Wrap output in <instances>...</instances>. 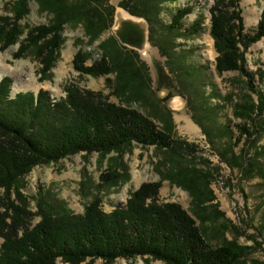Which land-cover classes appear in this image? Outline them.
<instances>
[{
	"label": "trees",
	"instance_id": "16d2710c",
	"mask_svg": "<svg viewBox=\"0 0 264 264\" xmlns=\"http://www.w3.org/2000/svg\"><path fill=\"white\" fill-rule=\"evenodd\" d=\"M166 1L122 0L119 7L149 23L150 42L158 47L169 71L176 75L171 77L162 63L155 62L159 87L173 89L176 80L182 82V69L191 78V85H202L197 76L201 67L194 65L191 70V66H186V53L178 52L177 41H191L200 36L205 30V18L200 13L186 27L184 21L194 12V6L179 8L172 15L171 24L165 27L168 34L157 40L155 28L158 24L164 25L160 16ZM202 1L208 0H197ZM240 1L215 0L209 10L217 74L238 72L246 79L249 89L234 106L233 116L242 122L238 125L239 135L235 136L229 124L211 135L205 125L206 119L212 121L223 108L219 104L208 107L207 98L217 97L218 93L203 95L202 103L194 107L196 111L200 108L202 114L197 111L192 119L214 147L216 139L227 138V146L217 150L221 159L232 168L241 169L247 178H253L256 165L245 167L246 150L243 148L237 155L235 148L248 139L257 144L259 140L252 138L258 132L256 118L263 119L260 133H264V92L257 86V81H264V68L250 71L247 59L251 47L264 39V9L255 29L246 32ZM32 2L52 19L26 33L21 22L29 15ZM6 11L9 14L0 15V49L6 51L18 45L14 58L36 59L43 82L53 77L52 70L65 42L66 27L83 26L93 43L113 27L116 8L108 5L107 0H13ZM101 49L102 57L90 65L92 55L79 50L73 59L74 70L80 76L94 78L115 75V80L107 78V83L113 96L124 105L111 102L102 92L83 90L76 84L67 86L66 97L56 102L45 90L38 94L21 92L12 98L13 79L5 77L0 82V264H94L97 260L116 264L120 259L131 262L138 258L147 264L151 261L247 264L246 258L253 248L240 245L238 238L224 239L217 245L209 242L207 223L213 222L214 216L224 217V214L214 203L213 173L197 168L192 159L187 160L188 156L196 154L198 146L175 139L170 110L156 112L155 116L162 123L159 127L151 117L130 106L139 102L150 106L146 93L148 80L139 54L121 46L115 37L103 42ZM235 96L230 94L229 101L234 102ZM136 146L169 151L171 155L160 162L167 170L159 171L160 181L143 183L131 193L126 205L106 213L104 193L131 181L126 156L131 155ZM83 153L97 154L100 164L108 163L98 184H93L87 175L81 182L85 197H92L84 213L76 214L66 202L55 200L43 189L35 198L34 211L33 199L24 191L26 177L36 167L59 164ZM261 154L264 148L258 151V156ZM259 169L264 178V168ZM164 181L191 195L194 215L177 202L161 201ZM210 209L216 214L210 213ZM216 232L212 235H218ZM250 239L256 242L255 237Z\"/></svg>",
	"mask_w": 264,
	"mask_h": 264
},
{
	"label": "rangeland",
	"instance_id": "374dc122",
	"mask_svg": "<svg viewBox=\"0 0 264 264\" xmlns=\"http://www.w3.org/2000/svg\"><path fill=\"white\" fill-rule=\"evenodd\" d=\"M121 1L107 0V4L118 8ZM214 1L168 0L160 16L165 26L158 24L155 28V34L157 40H159L168 34L165 27L171 24V17L177 9L194 6V12L184 21L186 27H189L200 13L203 14L205 18L203 33L191 41L183 39L177 41V44L180 45L178 52L186 53V66H191V70H194V65L198 68L201 67L197 72V76L199 77V83L202 82V85H191L193 84L191 78H188L186 73L183 72L184 69H182V82L176 80L173 89L166 90V88L159 87L154 69L155 62L162 63L171 77L175 78L176 75L169 71L165 64L166 58H163L158 47L151 43L146 52H137L140 62L145 66L142 69L145 78L148 80L146 93L150 106L141 102L130 104V106L151 117L159 127H162V123L155 116L156 112L170 110L173 113L175 139L198 146L196 154L190 157L186 156L187 160L192 159L197 168L210 170L213 173L211 189L216 196L214 203L218 205V210L224 214V217L217 218L214 216L213 222L207 223V227L210 228L208 230L209 242L212 245H217V242L222 243L224 239L232 241L238 238L237 241L240 245L253 248L246 258L248 260L247 264H264V178L259 174V168H264V154L258 156V151L264 148V133H260V124L263 119H255L256 129L259 133H255L252 138L259 140L257 144H253V139H248V141H243L235 148L237 155L241 153L243 148L246 150L245 167L251 168L250 164L256 165L253 178H247L241 169L232 168L230 164L221 159L217 150L227 146V138L216 139L214 147L209 137L204 134L203 129L192 119V115L197 111L202 114L200 108L197 111L194 109L202 103L201 97L218 93L217 97L207 98L206 101L209 108L217 107L218 104L222 105L223 108L218 111L215 119L212 121L206 119L204 123L211 135L219 133L226 124H229L235 136H238V125L242 122L234 118V106L238 99L244 98L249 93L246 79L238 72L225 73L223 76L218 75L216 72L217 52L214 47V40L210 35L211 16L209 13ZM12 2L13 0H0V15H7L6 7ZM240 7L243 11L246 32H251L260 20L264 9V0H241ZM29 9V15L21 22L22 26L26 27V33L34 27L48 24L52 19V16L40 10L36 2L30 3ZM63 37L65 42L56 66L52 70L53 77L51 80L43 82L40 80L39 74L41 66L36 59L14 58L18 45L12 46L6 51L0 49V61L4 70V75H1L0 78L6 76L13 79L12 97L21 92H34L37 94L40 90H45L50 93L51 98H63L65 97L66 87L70 84H76L83 90L102 92L111 102L124 105L122 101L113 96L107 83V78L114 81L115 75L100 78L88 75L80 76L73 67V59L79 50L92 55L88 61L89 65L93 60L101 58L104 53L101 44L111 37H115L113 27L103 32L101 37L93 43H90V38L83 26L66 27ZM192 50L193 53H191ZM247 59L250 71L256 72L259 68H264V39L251 47L247 53ZM193 73L195 75V72ZM257 86L264 92V81H257ZM232 93L236 95L234 102H230L228 99V96ZM253 98L255 101L258 100L257 96H253ZM125 105L127 104L125 103ZM188 123L191 124L194 130L187 128ZM170 155L169 151H158L155 147L136 146L133 153L126 156V161L130 166L131 181L122 188L104 193L103 210L110 213L115 208L126 205L131 193L135 192L143 183L160 181L162 179L161 172L167 170L160 162ZM177 159L182 161L180 157H177ZM107 164V161L100 164L97 154L87 156L83 153L62 160L59 164L36 167L26 177L27 187L24 190L26 195L33 199L32 209L36 211L35 198H37L39 190L43 189L55 200L66 202L76 214H83L86 205L92 201V197H85L81 182L84 176L87 175L93 184H98L101 173L107 169ZM192 200L187 191L171 184L170 181H164L161 189L162 202H177L194 215ZM209 212L216 214L212 209ZM198 224L201 223L198 221ZM215 230L218 235H212ZM250 237H255L256 242L251 240ZM1 243L2 240H0V245ZM94 264L105 263L102 260H97ZM116 264L147 263L138 258L131 262L120 259ZM150 264L164 263L151 261Z\"/></svg>",
	"mask_w": 264,
	"mask_h": 264
},
{
	"label": "water",
	"instance_id": "95a60500",
	"mask_svg": "<svg viewBox=\"0 0 264 264\" xmlns=\"http://www.w3.org/2000/svg\"><path fill=\"white\" fill-rule=\"evenodd\" d=\"M113 33L123 47L138 53H143L151 46L149 23L143 18L131 15L124 8H116Z\"/></svg>",
	"mask_w": 264,
	"mask_h": 264
},
{
	"label": "bare ground",
	"instance_id": "6f19581e",
	"mask_svg": "<svg viewBox=\"0 0 264 264\" xmlns=\"http://www.w3.org/2000/svg\"><path fill=\"white\" fill-rule=\"evenodd\" d=\"M149 47H150V45H149ZM148 47V48H149ZM148 48L144 51V52H146L147 50H148ZM2 62L0 61V76L2 75H4V70H3V68H2ZM187 128L188 129H190V130H194V128L191 126V124L190 123H188V125H187Z\"/></svg>",
	"mask_w": 264,
	"mask_h": 264
},
{
	"label": "built area",
	"instance_id": "2783aa9c",
	"mask_svg": "<svg viewBox=\"0 0 264 264\" xmlns=\"http://www.w3.org/2000/svg\"><path fill=\"white\" fill-rule=\"evenodd\" d=\"M58 99H59V98H57V99H56V98H53V101L56 102Z\"/></svg>",
	"mask_w": 264,
	"mask_h": 264
}]
</instances>
